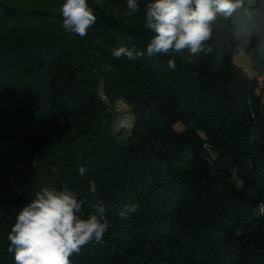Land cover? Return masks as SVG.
Returning a JSON list of instances; mask_svg holds the SVG:
<instances>
[{
    "label": "trees",
    "instance_id": "16d2710c",
    "mask_svg": "<svg viewBox=\"0 0 264 264\" xmlns=\"http://www.w3.org/2000/svg\"><path fill=\"white\" fill-rule=\"evenodd\" d=\"M63 2L0 0V264H15L8 234L41 186L82 198L92 180L110 225L71 264H264V85L233 61L243 50L264 73V0L218 19L198 56L147 54L151 0L131 17L127 0H88L84 38ZM120 46L144 55L117 59Z\"/></svg>",
    "mask_w": 264,
    "mask_h": 264
},
{
    "label": "clouds",
    "instance_id": "9594fccd",
    "mask_svg": "<svg viewBox=\"0 0 264 264\" xmlns=\"http://www.w3.org/2000/svg\"><path fill=\"white\" fill-rule=\"evenodd\" d=\"M125 13L131 17L139 11L138 0H127ZM244 0H151L145 8L144 26L152 36L147 44V54L173 56L187 51L190 56L208 55L218 19L228 20L240 16ZM63 27L66 31L84 38L95 24L96 16L88 0H64L60 5ZM119 59L135 60L143 52L120 46L112 50ZM169 67L175 61L169 59ZM83 175L86 169L79 167ZM93 201L89 203L88 197ZM92 211L84 214V207ZM109 206L97 198L96 181L89 183V190L80 198L67 187L41 186L16 216L8 234V251L14 253L15 264H71L70 257L92 241L99 242L108 230ZM138 209L136 204L116 210L122 219Z\"/></svg>",
    "mask_w": 264,
    "mask_h": 264
},
{
    "label": "rangeland",
    "instance_id": "374dc122",
    "mask_svg": "<svg viewBox=\"0 0 264 264\" xmlns=\"http://www.w3.org/2000/svg\"><path fill=\"white\" fill-rule=\"evenodd\" d=\"M234 63L242 68L245 73H247L250 77L256 76L258 83H260L261 87L264 85V73L254 75V70L252 68V59L249 55L240 50L234 53L233 56ZM261 93V90H259ZM116 119H115V127L116 130L126 132L131 127V116L129 115L128 108L125 103L119 101L115 107ZM178 129H182L183 125L178 124Z\"/></svg>",
    "mask_w": 264,
    "mask_h": 264
},
{
    "label": "built area",
    "instance_id": "2783aa9c",
    "mask_svg": "<svg viewBox=\"0 0 264 264\" xmlns=\"http://www.w3.org/2000/svg\"><path fill=\"white\" fill-rule=\"evenodd\" d=\"M258 92H259V90H258Z\"/></svg>",
    "mask_w": 264,
    "mask_h": 264
}]
</instances>
